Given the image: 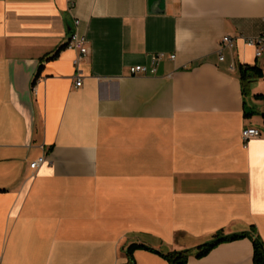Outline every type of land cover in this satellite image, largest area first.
I'll return each mask as SVG.
<instances>
[{"label": "crops", "instance_id": "0c3cea01", "mask_svg": "<svg viewBox=\"0 0 264 264\" xmlns=\"http://www.w3.org/2000/svg\"><path fill=\"white\" fill-rule=\"evenodd\" d=\"M76 30L89 47L78 65ZM262 35L264 0H0V264H127L132 244L254 264L264 77L240 68L264 73L247 45ZM161 55L154 75L130 73ZM249 128L261 137L244 142Z\"/></svg>", "mask_w": 264, "mask_h": 264}, {"label": "trees", "instance_id": "16d2710c", "mask_svg": "<svg viewBox=\"0 0 264 264\" xmlns=\"http://www.w3.org/2000/svg\"><path fill=\"white\" fill-rule=\"evenodd\" d=\"M241 78L243 80L248 79H258L263 78L264 73L260 70L257 66L255 67H241L240 68ZM257 98L264 100V94L258 95ZM247 237V234H239V235H232V236H224L223 234H218L215 238L198 248L197 257L202 258L209 254L215 247L224 243L239 240L242 238ZM253 245H254V264H264V247L261 240L257 236H253ZM138 250H145L152 253H155L165 259L169 264H187L190 256V251H183V252H169L163 253L158 250L152 249L147 247L146 245L141 244H132L127 249V257L129 259L127 264H136L134 259V253Z\"/></svg>", "mask_w": 264, "mask_h": 264}, {"label": "built area", "instance_id": "2783aa9c", "mask_svg": "<svg viewBox=\"0 0 264 264\" xmlns=\"http://www.w3.org/2000/svg\"><path fill=\"white\" fill-rule=\"evenodd\" d=\"M76 26L79 25V22L77 21ZM247 45L256 48V57L261 58L264 55V35L258 36L253 39H249L247 41ZM223 46L224 47H230L232 48L234 46V42L231 38L225 37L223 39ZM67 48L74 50L79 53V58L76 60V64L78 65L80 63V60H82L84 57H86L89 54V47H88V41L87 38L79 33L78 30H76L73 35L70 37L68 43H67ZM163 56H154L152 58L154 68L148 69L144 66H136L130 69V73L132 75H154L156 73L155 66L158 63V61L162 58ZM175 56H172L171 59H174ZM221 60H224L223 57H221ZM83 85V80L81 76H77V81H76V86L80 88ZM243 140L244 142H248L249 140L253 138H259L261 137V132L256 129V128H249L245 129L243 131ZM45 158L42 157L36 162H34L31 165V168L33 170L39 168L43 163H45Z\"/></svg>", "mask_w": 264, "mask_h": 264}, {"label": "rangeland", "instance_id": "374dc122", "mask_svg": "<svg viewBox=\"0 0 264 264\" xmlns=\"http://www.w3.org/2000/svg\"><path fill=\"white\" fill-rule=\"evenodd\" d=\"M254 86V84L250 83L249 81L245 82V87L247 89V101L250 103V99L253 97L252 94L250 93V90H252V87ZM258 107L257 109H260V111L264 112V101L258 102ZM247 110H249L250 112H252V107L249 104Z\"/></svg>", "mask_w": 264, "mask_h": 264}]
</instances>
